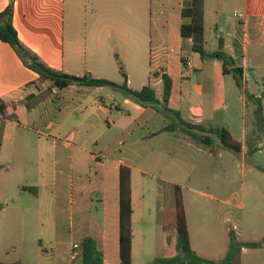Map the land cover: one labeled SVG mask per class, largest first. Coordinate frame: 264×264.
Returning a JSON list of instances; mask_svg holds the SVG:
<instances>
[{"label":"crops","instance_id":"obj_1","mask_svg":"<svg viewBox=\"0 0 264 264\" xmlns=\"http://www.w3.org/2000/svg\"><path fill=\"white\" fill-rule=\"evenodd\" d=\"M10 1L20 41L47 66L73 75L90 73L103 77L86 64V70L79 74L75 70L79 57L66 58L65 33L68 27L74 29L67 12L72 13L79 0H0V11ZM131 1L138 8L140 0ZM188 1L148 0L150 8L155 5L165 17L158 22L164 29L158 33L160 42L150 49L151 78L147 83L161 99L160 74L169 75L172 84L167 106L191 125L226 127L242 144L238 153L246 155L249 152L245 146L246 95L238 93L240 112L229 120L227 90L236 92V80L232 73L224 72L220 59L207 69L205 59L192 50V39L180 35L181 23L188 21L181 16V9ZM95 2L94 7L113 13L115 22H121L116 13L121 12L122 0ZM230 8L231 17L222 16ZM209 9L214 11L211 23L207 21ZM234 12L241 16L236 18ZM99 24L91 21L93 27ZM203 25L204 36L207 29L213 32L217 45L213 51L220 48L233 60V66L241 68L242 85L246 84L248 68L264 66V0H204ZM165 41L174 51L164 46ZM91 56L99 63L103 59L99 51ZM154 72L158 75H153ZM126 76L131 89H140L146 83L140 80L139 86H132L130 74ZM262 106L264 114L263 96ZM161 107V104L142 106L121 90L108 86L52 87L49 82L40 81L13 48L0 40V191L5 193L7 187L14 189L12 193L6 190L5 199H0V220L17 225L20 235L27 237L38 255L45 247L55 253L49 264H80V260L71 258V247L86 236L97 241L103 264H119V170L127 166L131 173L133 210L131 264L149 261L150 258L139 262L135 259L154 249L155 243L149 240L152 227L156 231L173 224L175 203L165 206L156 185L155 199L161 202L150 218V208L139 188L144 173L154 177L159 169L180 170L186 163L187 146H196L198 151L201 146L179 127L165 130L163 127L172 122L173 114H163ZM233 128L239 129L238 136L233 134ZM263 144L264 141L258 142ZM222 150L221 147L216 150L219 156ZM260 168L264 166L258 167L264 174ZM94 201L98 207L91 209ZM77 203L81 207L76 213ZM158 212L160 220L156 221ZM0 226L4 228V223ZM187 226L192 249L209 259L193 246ZM253 235L256 240L244 241L264 238V220ZM247 252H259L264 257V246L243 248L241 256ZM20 260L23 263V258ZM249 264H264V259Z\"/></svg>","mask_w":264,"mask_h":264},{"label":"rangeland","instance_id":"obj_2","mask_svg":"<svg viewBox=\"0 0 264 264\" xmlns=\"http://www.w3.org/2000/svg\"><path fill=\"white\" fill-rule=\"evenodd\" d=\"M95 1L97 0H79L76 9L72 13L67 12V18L71 17L74 29L68 27L65 33L66 58L79 57L75 67L79 74L86 70V64L87 67L93 66L95 74L103 76L96 78L122 83L124 71L126 75L130 74L132 86H139L140 80H145V85L149 84L150 49L160 42L158 33H163L164 29L158 22L163 21L165 14L158 12L155 5L150 8L148 0H140L138 8L133 1L122 0L121 12L116 13L121 22L117 23L113 13L94 7ZM106 7L109 9V6ZM226 12L222 16L230 18L233 9L230 8ZM213 18L214 11L209 9L207 21L211 23ZM91 21H99L100 24L93 27ZM204 38L206 52L217 49L211 29H207ZM95 42H98V45ZM164 44L167 49L171 48L168 41ZM77 49H80L79 52ZM98 51L103 58L100 63L91 56V53ZM204 59L207 69L217 60L208 57ZM256 66L246 70V84L236 85V92L230 91V88L227 90L229 120L239 115V102L236 99L238 93L262 95L264 98V66ZM229 77L232 79V76ZM253 108V104L247 102L244 121L245 146L248 151L250 149L248 154L236 153L220 146L214 131L207 129L204 133L212 137L211 146L189 136L195 144L201 145L200 151L196 146H187L186 163L182 169H159L154 177L144 173L139 185L145 196V203L150 208V218L161 202L155 199V186H159L158 190L161 191L163 203L167 207L175 203L174 188H179L192 244L200 253L209 256V259H218L225 255L230 229L235 232L238 240H256L253 230L264 220V174L258 170V167L264 166V144L258 145L259 141H264V123L255 118ZM233 132L238 136L239 129L233 128ZM219 147L223 149L220 156L216 151ZM7 188L5 193L0 191V199H5L6 190L9 193L14 191ZM80 207L81 203L74 204L76 213ZM95 207H98L96 201L90 205L91 209ZM160 215L159 212L155 214L156 221L160 220ZM7 222L0 220V224L4 223V228L0 226V263H20V258L24 260L21 264H49L54 261L55 253L45 247L38 255L35 246L29 243L27 237L20 235V228ZM149 240L155 243L154 249L150 254H140L139 258L135 259L136 262L155 256L169 257L176 254L173 247L166 246L163 230L155 231L152 227ZM263 259L259 252H247L242 256L240 254V264Z\"/></svg>","mask_w":264,"mask_h":264},{"label":"trees","instance_id":"obj_3","mask_svg":"<svg viewBox=\"0 0 264 264\" xmlns=\"http://www.w3.org/2000/svg\"><path fill=\"white\" fill-rule=\"evenodd\" d=\"M203 1L189 0L181 9V16L188 18V21L181 23L179 27L180 35L183 38L192 39L191 48L193 51L199 53L202 59L207 57L220 59L223 63L224 72L232 73L237 85L241 86V68L236 66L229 67L233 63V60L220 48L213 52H206L204 49ZM0 40L8 43L13 48L24 65L38 74L40 81H47L52 87L64 89L71 85L92 87L109 86L113 89L121 90L126 96L142 106L161 104L163 114L166 115V113L171 112L173 114V120L163 127L165 130L173 131L175 127H179V130L185 132L192 139L211 146L212 137L208 133H204L207 129H210L214 131L220 146L236 153L241 151V142L234 138L226 127L214 126L206 128L200 125H191L183 121L177 111H173L167 106L172 83L170 76L164 72L160 74L162 93L161 99H159L156 96L155 89L150 84L143 85L140 89L129 88L127 86V76L124 71H122L123 82L118 84L105 78L93 77L90 73L73 75L50 68L20 41L17 30L13 25L12 1L0 11ZM153 75H158V73L154 72ZM246 98L254 106L253 114L255 118L259 122L264 123L262 95L255 96L253 94H247ZM260 169L264 170V168ZM118 191L119 264H131L133 238L131 215L133 210L131 205V173L127 166L120 167ZM174 198L175 219L173 224L165 225L163 231L166 246L168 248L173 247L176 254L169 257L155 256L142 264H240V254L243 248H258L264 246V238L260 241L238 240L235 232L230 229L227 251L221 259H208L198 255L190 244L185 210L178 187L174 188ZM173 240L174 243L172 244ZM80 246L82 250L80 264H103V254L97 246V241L93 237H84L80 241ZM13 264L21 263L16 262Z\"/></svg>","mask_w":264,"mask_h":264},{"label":"built area","instance_id":"obj_4","mask_svg":"<svg viewBox=\"0 0 264 264\" xmlns=\"http://www.w3.org/2000/svg\"><path fill=\"white\" fill-rule=\"evenodd\" d=\"M234 16L236 18L240 17L241 16V13H238V12H234ZM169 51H174L173 48H170ZM71 258L73 260H80L81 261V258H82V250H81V246H80V243H74L71 247Z\"/></svg>","mask_w":264,"mask_h":264},{"label":"water","instance_id":"obj_5","mask_svg":"<svg viewBox=\"0 0 264 264\" xmlns=\"http://www.w3.org/2000/svg\"><path fill=\"white\" fill-rule=\"evenodd\" d=\"M231 66H233V64H231Z\"/></svg>","mask_w":264,"mask_h":264}]
</instances>
